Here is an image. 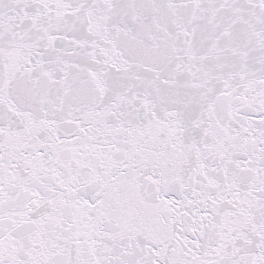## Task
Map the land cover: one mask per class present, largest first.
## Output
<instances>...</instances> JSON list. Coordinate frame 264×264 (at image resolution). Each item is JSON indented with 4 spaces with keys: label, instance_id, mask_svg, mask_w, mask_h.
I'll return each instance as SVG.
<instances>
[{
    "label": "snow or ice",
    "instance_id": "obj_1",
    "mask_svg": "<svg viewBox=\"0 0 264 264\" xmlns=\"http://www.w3.org/2000/svg\"><path fill=\"white\" fill-rule=\"evenodd\" d=\"M0 264H264V0H0Z\"/></svg>",
    "mask_w": 264,
    "mask_h": 264
}]
</instances>
